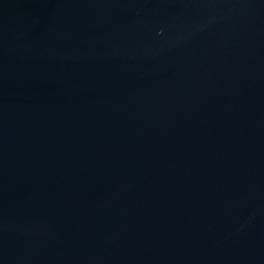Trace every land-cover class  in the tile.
Returning a JSON list of instances; mask_svg holds the SVG:
<instances>
[{
    "label": "water",
    "instance_id": "obj_1",
    "mask_svg": "<svg viewBox=\"0 0 264 264\" xmlns=\"http://www.w3.org/2000/svg\"><path fill=\"white\" fill-rule=\"evenodd\" d=\"M0 264H264V0H0Z\"/></svg>",
    "mask_w": 264,
    "mask_h": 264
}]
</instances>
